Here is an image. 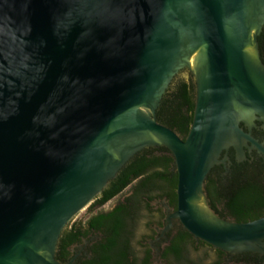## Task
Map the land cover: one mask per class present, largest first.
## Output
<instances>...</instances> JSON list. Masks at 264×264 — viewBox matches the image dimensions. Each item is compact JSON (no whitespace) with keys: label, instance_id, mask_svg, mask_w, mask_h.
I'll return each instance as SVG.
<instances>
[{"label":"water","instance_id":"obj_1","mask_svg":"<svg viewBox=\"0 0 264 264\" xmlns=\"http://www.w3.org/2000/svg\"><path fill=\"white\" fill-rule=\"evenodd\" d=\"M263 28L264 0H0V264H66L64 228L149 147L179 173L169 220L264 255V215L223 218L205 190L229 147L264 156ZM184 71L197 92L185 139L157 119Z\"/></svg>","mask_w":264,"mask_h":264},{"label":"flooded vegetation","instance_id":"obj_2","mask_svg":"<svg viewBox=\"0 0 264 264\" xmlns=\"http://www.w3.org/2000/svg\"><path fill=\"white\" fill-rule=\"evenodd\" d=\"M252 135L264 144L263 122L256 121ZM244 152V159L238 161L233 147L223 151L225 161L216 165L221 172L212 173L205 182L208 192L215 180H224L229 175L234 164L242 165L249 160L251 164L264 166V156L255 148H245ZM173 170L178 171L174 164ZM136 183L137 180L94 211L88 207L84 219L78 216L72 219L71 241L65 249L59 244L56 259L66 264H264V255L234 254L213 247L196 238L179 219L169 220L178 209L177 187L171 191L165 182L163 188H155L136 202ZM216 206L221 209L222 205ZM117 210L125 218L118 234H108L106 222L93 223L97 216Z\"/></svg>","mask_w":264,"mask_h":264},{"label":"trees","instance_id":"obj_3","mask_svg":"<svg viewBox=\"0 0 264 264\" xmlns=\"http://www.w3.org/2000/svg\"><path fill=\"white\" fill-rule=\"evenodd\" d=\"M258 44L264 64V28L258 37ZM196 94V83L192 77H179L174 80L157 112L158 122L177 131L181 138H187L193 125ZM174 163L171 152L165 147L143 149L109 182L103 192L97 195L89 209L94 211L99 205L121 194L136 180V202L141 196L154 192L155 188H163L165 182L173 191L177 187L179 175L178 171L173 170ZM214 172H221L219 166H214L210 175ZM213 183L212 191L205 190L212 208L221 217L229 216L234 218L235 222L245 223L264 215V166L251 164L249 160L242 165L234 164L224 180H215ZM216 204L222 205L221 209ZM118 212L119 210L99 215L94 218L93 223L99 225L106 222L108 234L114 236L119 233L122 220L125 219ZM69 224L59 238L63 249L71 241Z\"/></svg>","mask_w":264,"mask_h":264},{"label":"rangeland","instance_id":"obj_4","mask_svg":"<svg viewBox=\"0 0 264 264\" xmlns=\"http://www.w3.org/2000/svg\"><path fill=\"white\" fill-rule=\"evenodd\" d=\"M179 77L189 78L190 75H189L186 71H184V72H182L177 78H179ZM113 202H114V201H113ZM110 204H112V202H110V203L108 204V206H109ZM86 212H87V209L84 210V211H82V212H80V213H78L76 216H78L79 219H84V217L86 216ZM76 216H75V217H76Z\"/></svg>","mask_w":264,"mask_h":264}]
</instances>
